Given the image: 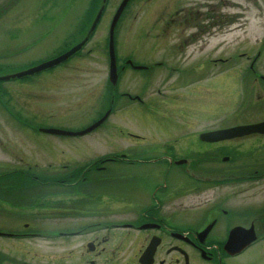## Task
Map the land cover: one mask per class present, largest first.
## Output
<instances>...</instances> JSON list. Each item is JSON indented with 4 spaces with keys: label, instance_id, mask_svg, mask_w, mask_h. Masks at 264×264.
<instances>
[{
    "label": "flooded vegetation",
    "instance_id": "flooded-vegetation-1",
    "mask_svg": "<svg viewBox=\"0 0 264 264\" xmlns=\"http://www.w3.org/2000/svg\"><path fill=\"white\" fill-rule=\"evenodd\" d=\"M174 15L148 34L154 37L151 46L161 47L163 59L145 60L143 85L124 86L128 90L117 92V102L123 97L142 100L146 85L155 79L157 93L173 84L155 72L156 67L174 66L180 80H194L204 65L210 73L214 63L229 60L228 52L216 56L214 42L220 30L214 16L209 28H200L198 9L181 6ZM128 60L123 62L129 65ZM184 66L189 68L181 70ZM119 86V81L113 86L114 96ZM12 125L14 138H23L24 126ZM7 128H0L1 153L7 151ZM153 132L163 140L148 144L145 136L129 132L128 146L114 145L112 155L61 162L67 169L62 171H51L56 169L52 165L47 172L37 171L34 152H5L10 155L8 162L0 163L7 169L0 171V264H256L245 252L228 254L223 244L235 226L253 225L257 235L264 234L263 210L247 203L249 196L264 190V172L245 170L237 147L203 143L183 125H162ZM182 136L189 139L182 141ZM221 152L231 154L228 162L219 160ZM208 157L217 159L218 166ZM181 159H187L194 175L222 180L193 178L185 172L187 161L178 163ZM9 163L21 165L8 172ZM11 180L25 190L10 188L7 193ZM11 220L22 229L5 231Z\"/></svg>",
    "mask_w": 264,
    "mask_h": 264
},
{
    "label": "rangeland",
    "instance_id": "rangeland-1",
    "mask_svg": "<svg viewBox=\"0 0 264 264\" xmlns=\"http://www.w3.org/2000/svg\"><path fill=\"white\" fill-rule=\"evenodd\" d=\"M97 1L0 0V76L14 73L32 64L33 60L47 58L68 48L74 42L75 35L81 30L83 21L88 17L93 4L96 5ZM119 1L107 0L99 24L89 43L83 47L81 56L74 55L54 68L30 77L0 81V102L9 107V114L19 124L28 123L34 125L35 129L41 126L79 131L88 127L101 114V102H96L94 106L90 105L94 100H100L104 97L101 95L105 86L103 82L106 78L104 39L107 35L108 23ZM178 1L132 0L117 26L119 34L123 32L124 36L119 38L120 57L131 54L138 63H143L144 60L157 56L158 54H154V49L150 47L153 36L145 33L144 29L147 28V25L156 14L162 12L164 8L168 10L167 17H173L170 10ZM186 3H190L189 6L194 4V8L199 9L200 13H208L209 9L210 11L214 10L217 16L220 14V19L226 14L225 19L228 20L226 22L229 24L227 29H231L229 37L232 40V53L235 49L245 51V55L249 56L248 60H251L256 51L262 47L259 42L264 34V0H188ZM35 16L44 18L38 23L39 31L26 30L35 26L32 23L33 21L28 19L29 17L35 18ZM49 17H54V19ZM202 22H204L205 27L208 26L206 19ZM34 23H37V21L34 20ZM224 23V21L221 22V27ZM6 28L24 29L21 32L23 36L7 37L2 33ZM12 33L17 34L14 31ZM42 33L44 34L41 37L43 39L34 41V37L41 36ZM30 39H34V42ZM238 39L241 41H239L240 44L235 42ZM5 46L9 47L5 48ZM14 49H17L18 53ZM1 50L6 57L1 55ZM21 51L23 52L20 53ZM261 51L262 53L257 58L258 61L255 62L253 70L248 71V67L246 69L241 67L240 74L249 77L257 74L256 71L259 70L264 73V50ZM238 61L246 66L249 63V61L245 63L244 58H239ZM232 62L234 65L231 70L228 69L225 72L211 76L210 79L192 82L191 86H188L189 82H186L179 84L178 88L167 89L166 91L170 92L167 103L171 108L173 98L181 94L197 97L199 100L196 106L198 114L188 117L185 114L186 108L182 107V109H177L180 117H176L174 120L163 119L162 122L183 125L185 132L191 133L194 131L197 133L209 128L246 124L264 118V98L258 96L260 94L261 96L264 95V89H258L257 81L253 78L252 88L249 81L246 82L248 85H245L244 88L247 91V86H249L252 89L251 94L254 95L251 96L247 93L244 97L239 84L240 74L235 67L237 63L233 60ZM215 68L221 70L220 67L216 66ZM171 69H174V66L170 67L168 72H171ZM127 72L121 86L126 85L127 80L143 82V79L140 78L139 80L138 75L140 73H137V71L128 68ZM130 73L137 79H132L129 76ZM193 84L194 86H192ZM255 88L257 90L254 93ZM104 91H106V87ZM243 98H245V103L240 105ZM256 99L260 100L253 101ZM202 113L206 114L201 115ZM143 114L148 115V113L142 111L141 115ZM158 119L156 117V119L151 120L155 123ZM140 123H142L141 120L123 119V117L116 114L113 115L112 119L110 116L108 121L101 127L84 135L67 136L35 131L33 132L34 138L26 133L23 134V138L17 136L14 138L16 133L14 132V125H12L13 122L8 120L5 115L3 116L0 111V126L2 124L8 125L7 130L4 131L8 137L5 139L7 151L0 152V163L8 162L7 157L10 154L5 152H11L13 155L17 153L28 155L30 152H34L37 156L36 163L40 166L38 171L47 172L46 163L48 161H67L65 158L88 155L91 153V149L87 150L89 145H95L98 152L113 149L115 133L119 134L120 128L124 132L126 129L136 131L140 129ZM185 137L187 136L182 138ZM149 139L156 140L160 137L154 134ZM0 141H2L1 137ZM16 141H19L18 144H16ZM84 144H87V146H82ZM252 145L264 151V147H262L264 141L256 142L251 139H244L241 145L236 144V147L244 151L248 148H255ZM54 157L58 159H52ZM208 159L215 161L212 157H208ZM257 162L260 165H258V169L264 170V154L259 157ZM20 165L9 163L10 169L8 172L17 171L11 166ZM54 167L57 168V165ZM249 167L251 171L257 169L255 164H251ZM5 170L7 169L0 167V171ZM55 170L62 171L58 168L51 171ZM9 183L7 193H10V188H13L15 192H19L22 188L25 190V187H22L17 180H11ZM27 190H29V193L32 192L31 188ZM235 202H237V199ZM247 203L256 205L264 213V190L256 192L254 196H249ZM231 204L236 203L232 202ZM12 209L16 211L15 208ZM20 229H22L21 224L15 220L9 221L5 227V231L11 230L15 233ZM40 245L45 246L46 244L40 242ZM258 248L249 251L248 256L249 258L255 257L256 264H264V243Z\"/></svg>",
    "mask_w": 264,
    "mask_h": 264
},
{
    "label": "water",
    "instance_id": "water-1",
    "mask_svg": "<svg viewBox=\"0 0 264 264\" xmlns=\"http://www.w3.org/2000/svg\"><path fill=\"white\" fill-rule=\"evenodd\" d=\"M102 1L105 2V0H102ZM127 1L128 0H122L120 6L118 7V9H117L112 21H111V24H110V34H111V36H112V33H113L114 25H115L119 15H120L122 9L124 8L125 4L127 3ZM102 9H103V5H101L100 9L96 13V16L94 17V19L92 21V24H91L90 28L88 29L86 35L84 36V38L79 43H77L76 45L72 46L70 49H68L66 52H64L63 54L59 55L56 58H53L51 60L42 62V63H40V64H38L36 66H33V67L28 68L26 70L20 71V72H18L16 74H13V75H10V76L22 77V76H25V75L33 74L35 72H38V71L44 70L46 68L52 67L54 65H57L60 62H62L64 60H66L67 58H69L72 54H74L77 50H79L81 48V46L84 44V42L87 40L88 36L93 31L97 21L99 20V17L101 15ZM110 52H111V55H110V57H111L110 79L113 82L116 79V71H115V65H114V55H113V51H112V42H111V40H110ZM6 78H9V76H2V77H0V80L6 79ZM230 130L239 132L238 135H243V134L254 132V131H264V123L255 124V125H248V126H243V127H238V128H233V129H230ZM230 130L218 131L216 134H220L221 136L215 137V138L223 139V138L233 137L234 134L231 133ZM46 131L53 132V133H66V132L53 130V129H48ZM83 132H85V131H83ZM83 132H81V133H83ZM234 136H236V135H234ZM241 246H244V245H241V244L240 245H236L235 248L231 247V250L232 251H237V249L240 248Z\"/></svg>",
    "mask_w": 264,
    "mask_h": 264
}]
</instances>
